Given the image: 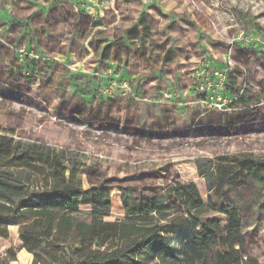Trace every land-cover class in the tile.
I'll return each mask as SVG.
<instances>
[{"label":"rangeland","instance_id":"rangeland-1","mask_svg":"<svg viewBox=\"0 0 264 264\" xmlns=\"http://www.w3.org/2000/svg\"><path fill=\"white\" fill-rule=\"evenodd\" d=\"M29 59L35 83L0 90V166L30 171L47 187L49 167L14 159V143L67 149L83 188L109 186L106 221L124 216L122 187L167 197L193 181L204 203L196 229L222 232L220 207H237L248 254L264 264V187L208 191L196 164L212 160L219 182L232 157L264 159V0H0V79L9 68L27 75ZM227 60L228 81L213 88L211 71ZM237 89L244 109L231 106L235 98L212 104L216 92L228 100ZM69 101L79 111L59 106ZM126 109L145 118L123 122ZM98 110L108 112L102 121L91 118ZM117 196L121 211H112ZM28 220L8 225L0 264H32L7 253Z\"/></svg>","mask_w":264,"mask_h":264},{"label":"trees","instance_id":"trees-1","mask_svg":"<svg viewBox=\"0 0 264 264\" xmlns=\"http://www.w3.org/2000/svg\"><path fill=\"white\" fill-rule=\"evenodd\" d=\"M35 62L26 61L27 75L17 77L11 68L5 70L0 90L13 82L35 83L28 79L33 70L30 65ZM235 95L231 96L235 98L231 106L244 109L248 103L243 93L237 89ZM84 100L88 103L90 99ZM77 102H60L59 106L68 104L70 109L78 110ZM107 114V110H98L91 118L102 121ZM119 118L127 123L145 116L126 109ZM12 157L50 169V184L44 187L37 184V176L30 171L0 166V238L8 239V225L27 216L29 220L19 225L18 236L21 248L32 254V264H257L248 254L237 207H220L227 217L222 232L196 229L204 203L193 181L178 183L167 197L144 193L137 196L130 188L122 187L124 216L106 221L111 207L109 186L83 188L77 162L67 149L16 141ZM207 162L206 169L200 160L196 164L208 191H219L224 185L235 193L250 186L264 187V159L246 154L232 157L219 182L212 179L213 161ZM219 197L224 200L225 191ZM81 206L89 209L81 210ZM121 206L117 196L111 209L121 211ZM174 206L179 209L174 211ZM17 250L8 249L7 253L14 256Z\"/></svg>","mask_w":264,"mask_h":264},{"label":"built area","instance_id":"built-area-1","mask_svg":"<svg viewBox=\"0 0 264 264\" xmlns=\"http://www.w3.org/2000/svg\"><path fill=\"white\" fill-rule=\"evenodd\" d=\"M233 63L231 60H227L225 61V66L223 67V69H213L211 71V75L210 78H212L213 81V85L211 84V81H209L208 83L210 85H212L213 88L217 87V88H222L223 84H225L228 81V77H229V73L231 68L233 67ZM232 99H234V97H230L228 100H226L223 96L221 92H216L215 98L212 99V104L216 107H218L219 109L224 108V106L226 105L227 102L231 101Z\"/></svg>","mask_w":264,"mask_h":264},{"label":"crops","instance_id":"crops-1","mask_svg":"<svg viewBox=\"0 0 264 264\" xmlns=\"http://www.w3.org/2000/svg\"><path fill=\"white\" fill-rule=\"evenodd\" d=\"M20 240V239H19ZM21 240L19 241L18 245H17V251H16V256L17 258H19L21 255L25 258V263H30V261L32 260V254L28 253L27 251H25L23 248H21Z\"/></svg>","mask_w":264,"mask_h":264},{"label":"bare ground","instance_id":"bare-ground-1","mask_svg":"<svg viewBox=\"0 0 264 264\" xmlns=\"http://www.w3.org/2000/svg\"><path fill=\"white\" fill-rule=\"evenodd\" d=\"M18 259H19V261L22 262V263H25V262H26V261H25V258H24L22 255H21Z\"/></svg>","mask_w":264,"mask_h":264}]
</instances>
